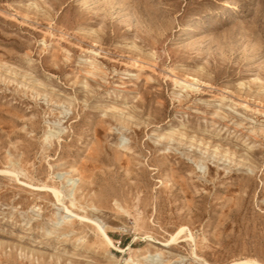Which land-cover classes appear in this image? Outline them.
I'll return each mask as SVG.
<instances>
[{
    "label": "rangeland",
    "instance_id": "obj_1",
    "mask_svg": "<svg viewBox=\"0 0 264 264\" xmlns=\"http://www.w3.org/2000/svg\"><path fill=\"white\" fill-rule=\"evenodd\" d=\"M246 261L264 0H0V264Z\"/></svg>",
    "mask_w": 264,
    "mask_h": 264
},
{
    "label": "bare ground",
    "instance_id": "obj_2",
    "mask_svg": "<svg viewBox=\"0 0 264 264\" xmlns=\"http://www.w3.org/2000/svg\"><path fill=\"white\" fill-rule=\"evenodd\" d=\"M7 172V171H6ZM44 188V187H43ZM47 188V187H46ZM47 190V189H46ZM48 191V190H47ZM51 192H53L54 194L53 195H55V197L58 199V200H60V193L61 192H59V191H57L56 189H51L50 190ZM67 211H69L70 212V210H67ZM88 222V221H87ZM93 222V221H92ZM95 224V223H94ZM98 224V223H97ZM98 226V225H97ZM99 227V226H98ZM102 231V230H101ZM100 231V232H101ZM184 232V229L183 230H180V232L177 234V236L176 237H174V238H172V241H176L177 239H178V236L180 235V234H182ZM102 234H103V236H104V239L109 243V244H112V240H111V238L108 236V234L106 233V232H102ZM106 244V243H105ZM236 264H255V263H252V262H249V261H246V262H242V263H236Z\"/></svg>",
    "mask_w": 264,
    "mask_h": 264
}]
</instances>
